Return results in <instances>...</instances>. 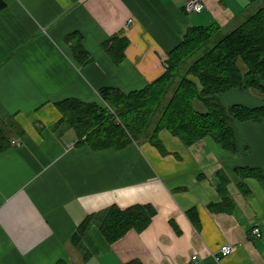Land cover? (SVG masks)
Here are the masks:
<instances>
[{
	"label": "crops",
	"instance_id": "obj_1",
	"mask_svg": "<svg viewBox=\"0 0 264 264\" xmlns=\"http://www.w3.org/2000/svg\"><path fill=\"white\" fill-rule=\"evenodd\" d=\"M186 1L0 0V123L11 133L10 148L0 153V264H190L192 255L199 264H264V180L241 179L249 190L244 195L235 171L264 173V120L232 123L236 153L209 136L188 148L166 130L159 134L166 156L147 142L93 151L75 146L72 130L61 137L51 130L61 116L56 101L96 102L103 86L142 89L164 72L167 52L188 27L225 28L246 18L250 6L247 0H201L204 8L196 14L185 10ZM74 31L82 34L90 55L83 66L64 41ZM120 32L128 46L116 64L102 42ZM228 92L241 96L236 104L264 101L254 89ZM217 171L230 179L231 213L208 209L221 200L214 186ZM137 204L156 209L143 232L130 231L109 244L91 225L82 247L73 245L71 237L86 215ZM191 207L198 210L199 230L185 215ZM256 227L259 238L252 235ZM226 244L233 251L216 260Z\"/></svg>",
	"mask_w": 264,
	"mask_h": 264
},
{
	"label": "trees",
	"instance_id": "obj_2",
	"mask_svg": "<svg viewBox=\"0 0 264 264\" xmlns=\"http://www.w3.org/2000/svg\"><path fill=\"white\" fill-rule=\"evenodd\" d=\"M255 4L258 0H247ZM4 4L0 2V9ZM217 24L193 25L186 29L182 39L166 54L165 70L152 82L139 90L122 91L116 87L98 89L99 101L87 102L66 98L55 102L60 119L51 130L61 137L67 130L75 136V146L86 145L93 151L121 150L135 143L147 142L162 155L169 152L160 141L159 134L166 130L186 147L204 137H211L230 153L237 152L232 123L264 120V104L248 107L241 104L225 106L220 95L231 89H254L264 97V4L233 30L221 33ZM73 58L80 65L90 61L83 46V36L74 31L65 36ZM128 46L122 32L102 42L103 49L119 64ZM243 64V65H242ZM14 126V124H13ZM11 146V133L0 123V153ZM240 180L236 187L242 194L241 179L253 177L264 180L260 168H235ZM199 180L204 175L197 176ZM229 177L223 171L215 174V189L220 197L210 203L211 212L231 213L233 200L228 192ZM156 215L150 204L120 208L110 205L101 211L86 215L71 237L74 246L82 247V239L91 225H96L106 242L113 244L128 232H143ZM196 230L200 219L196 207L185 211ZM177 234V225L170 220ZM89 254L84 251V257ZM55 264H64L62 260ZM126 264H141L138 260Z\"/></svg>",
	"mask_w": 264,
	"mask_h": 264
},
{
	"label": "built area",
	"instance_id": "obj_3",
	"mask_svg": "<svg viewBox=\"0 0 264 264\" xmlns=\"http://www.w3.org/2000/svg\"><path fill=\"white\" fill-rule=\"evenodd\" d=\"M184 7H185V10L188 12H193V13L199 14L202 12V10L204 8V4L201 0H187ZM130 22H131V20L128 21V23H130ZM252 235L255 238H259L261 236L260 229L257 227L253 228L252 229ZM232 251H233V246H231L229 244L222 245L220 248L219 254L215 256V259L219 260L220 257L227 256ZM190 264H199L197 255L191 256V263Z\"/></svg>",
	"mask_w": 264,
	"mask_h": 264
},
{
	"label": "rangeland",
	"instance_id": "obj_4",
	"mask_svg": "<svg viewBox=\"0 0 264 264\" xmlns=\"http://www.w3.org/2000/svg\"><path fill=\"white\" fill-rule=\"evenodd\" d=\"M262 4H264V0H258L255 4H252V5H250L247 9H246V11L244 12V14L247 16V14H250V13H252V12H254V11H256L257 10V8L259 7V6H262ZM245 18H240V16L230 25V26H227V27H225V28H222L221 29V33H226V32H229V31H231V30H233L234 28H236L239 24H241V22H243V20H244ZM243 65V64H242ZM246 91H251V89L250 90H241V92L243 93V92H246ZM255 91V90H254ZM257 91V90H256ZM260 93V92H259ZM238 97H241V96H230V92H228V91H226V92H224V93H221V95H220V98L223 100L224 99V102H225V104H230V105H232V104H236L235 103V98H238ZM244 97H246V96H244ZM96 100V102H97V100L99 101L100 99L99 98H96L95 99ZM227 100H230V101H227ZM232 100H234V101H232ZM237 100H239V99H237ZM228 102H231V103H228ZM238 104H241V103H239V102H237ZM224 104V103H223ZM260 104H264V101L262 100L260 103H259V105ZM73 143L75 144V141H73ZM135 144V143H134ZM142 143H138V144H136L137 146H140Z\"/></svg>",
	"mask_w": 264,
	"mask_h": 264
}]
</instances>
